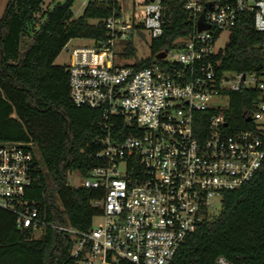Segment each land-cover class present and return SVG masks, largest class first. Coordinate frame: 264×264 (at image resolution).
I'll return each instance as SVG.
<instances>
[{
	"label": "built area",
	"instance_id": "1",
	"mask_svg": "<svg viewBox=\"0 0 264 264\" xmlns=\"http://www.w3.org/2000/svg\"><path fill=\"white\" fill-rule=\"evenodd\" d=\"M174 1L191 30L153 51ZM90 2L111 11L106 38L73 47L67 71L72 102L100 110L105 133L90 154L99 164L70 175L68 185L99 192L92 205L101 221L83 231L39 216L31 194L46 170L31 141L0 143V208L33 238L48 227L73 236L74 264H171L186 237L216 215L224 193L242 188L264 164L257 133L264 130V71L221 70L214 59L221 33L241 21L264 33V0ZM129 42L149 46V66L138 69L125 56ZM247 90L256 92L246 115L255 128L229 131L231 93ZM217 264L234 263L220 256Z\"/></svg>",
	"mask_w": 264,
	"mask_h": 264
},
{
	"label": "trees",
	"instance_id": "2",
	"mask_svg": "<svg viewBox=\"0 0 264 264\" xmlns=\"http://www.w3.org/2000/svg\"><path fill=\"white\" fill-rule=\"evenodd\" d=\"M74 2L56 1L43 9L45 0L7 1L0 17V143L33 142L46 170L31 194L39 202V216L88 231L99 213L92 205L99 192L72 188L68 178L85 176L99 164L90 154L101 148L94 139L105 129L100 110L72 102L67 68L55 60L73 38L104 40L111 11L90 2L74 17ZM164 29L153 51L190 32L191 18L180 2L170 7ZM137 53L129 42L125 56L135 58V67L151 64V58L139 59ZM214 59L221 70L261 74L264 33L241 21ZM255 99L254 90L231 93L225 114L229 131L255 128L254 121H246ZM257 133L264 149V130ZM74 241L50 227L33 238L31 229L19 228L15 215L0 208V264H74ZM220 256L234 264H264V164L242 188L224 193L220 212L186 237L171 264H217Z\"/></svg>",
	"mask_w": 264,
	"mask_h": 264
},
{
	"label": "rangeland",
	"instance_id": "3",
	"mask_svg": "<svg viewBox=\"0 0 264 264\" xmlns=\"http://www.w3.org/2000/svg\"><path fill=\"white\" fill-rule=\"evenodd\" d=\"M7 1L8 0H0V17L3 14V11L5 9ZM56 1L58 2V1H64V0H45V3L43 5V9H46L48 7H52L56 3ZM86 2H87V0H75V2L73 4V7H72L74 17H78V16H80L83 13V11H84V9L86 7ZM228 39H229V32L223 31L221 33L218 41H217V46L219 48H223L225 46V44L227 43ZM123 44L124 43H119L116 46V51L117 52L121 51ZM91 45H93V40L92 39L73 38L64 47V49L62 50L60 55L55 60V63L59 64V65H63L66 68H68L69 63H70V58H71L70 56H71L72 48L75 47V46H91ZM137 48H138V53H137L138 58L146 59V58L151 56V50L149 49V46H146V45H144L142 43H137ZM130 61H132V60H130ZM122 62L125 63V61H122ZM224 103L228 104V100L225 99ZM221 207H222V204L220 202H218L217 205H216V209L214 211L216 213V215L220 212ZM100 221H101V219L95 217L93 219V224L96 225ZM35 235H36L37 238H40L42 236V232L41 231L36 232Z\"/></svg>",
	"mask_w": 264,
	"mask_h": 264
},
{
	"label": "water",
	"instance_id": "4",
	"mask_svg": "<svg viewBox=\"0 0 264 264\" xmlns=\"http://www.w3.org/2000/svg\"><path fill=\"white\" fill-rule=\"evenodd\" d=\"M162 56H164V54H162ZM250 117L246 118V121H249ZM225 125H227V123H225Z\"/></svg>",
	"mask_w": 264,
	"mask_h": 264
}]
</instances>
